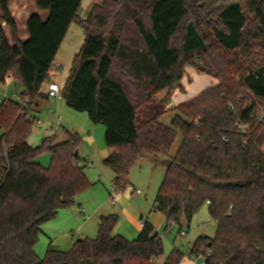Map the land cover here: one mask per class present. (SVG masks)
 Returning a JSON list of instances; mask_svg holds the SVG:
<instances>
[{
  "label": "trees",
  "instance_id": "trees-1",
  "mask_svg": "<svg viewBox=\"0 0 264 264\" xmlns=\"http://www.w3.org/2000/svg\"><path fill=\"white\" fill-rule=\"evenodd\" d=\"M83 1L35 0L48 17L32 14L23 41L11 0H0V81L11 74L22 85L19 100L0 103V264H183L177 249L159 262L164 243L147 220L136 239L115 234L116 214L101 216L95 238L68 251L50 246L43 258L36 253L42 225L90 185L78 133L28 143L34 111L49 98L42 88L73 24L85 40L63 100L105 126L113 151L103 163L118 190L130 186L142 160H172L153 210L166 215L168 228L207 205L217 224L214 237L196 238L191 257L264 264V0H103L86 16ZM187 66L218 83L167 110ZM168 111L169 126L161 122ZM45 151L49 168L37 163Z\"/></svg>",
  "mask_w": 264,
  "mask_h": 264
},
{
  "label": "rangeland",
  "instance_id": "rangeland-1",
  "mask_svg": "<svg viewBox=\"0 0 264 264\" xmlns=\"http://www.w3.org/2000/svg\"><path fill=\"white\" fill-rule=\"evenodd\" d=\"M21 1L27 2L31 0H12V6H14L13 8L16 12H19ZM34 7L37 13H44L43 17L44 19H47V12H41L35 5ZM86 15L87 11L84 8L83 16ZM19 28L18 32L20 33V36L25 38L27 35V24L20 22ZM6 32L7 34L9 33L8 29ZM8 36L11 41L10 34H8ZM185 75V85H191L195 81L197 82V76L210 77V75L200 72L197 67L194 66H187L183 77H185ZM181 84L182 87L176 88L175 90L182 91L188 97L198 93L193 94L194 92H187L182 81ZM195 85L200 84L196 83ZM2 90L3 87L0 86V92ZM21 90L22 85H16L15 81H13V83L8 87V93H17L18 100L20 99ZM175 90L167 98L168 101L166 102V105ZM160 96L162 95H159V98ZM44 103L45 104H43L42 107L44 115L38 117L44 120H54L56 116L60 115L63 121L62 124L65 127V129L58 130L57 138L56 136H53L54 143L65 141L67 138L66 131L76 132L81 136L82 143L79 147V155L86 165L85 172L90 185L76 197L74 205L67 208H61L54 219L42 225L40 235L42 234L47 238L48 245L44 248L40 257L43 258L46 255L50 239L53 240V246L62 251H68L73 247L79 238H95L98 234L99 215L101 213H106L107 211H113V208L126 206L132 211V213H134V215H136L139 223L141 222V213L144 218H148L149 221L156 227V230L163 238L165 250L164 256L170 254L172 250L177 249L184 254L183 264H199L193 257H191L188 250H190L194 241L200 235L214 237L216 234L217 224L210 217L208 206L205 205L190 222L184 220L182 225H175L173 227L166 228V215L161 211L153 210L156 195L166 175V167L158 165L157 168H154L151 165L152 161L150 159L142 160L132 169L130 173L132 186L136 189H140L143 192L142 195H132L130 198L124 197L122 201H118L117 205L113 204L110 196L113 193L110 186L111 183H114V173L103 163L104 158L108 156L111 150L106 146L104 141L105 126L93 123L86 112H79L71 109L67 106L63 99L56 100L51 98L50 101ZM173 114L174 113L172 111H168L161 118V122L168 126L171 125V118ZM88 135H91L93 140H85L84 137ZM45 137L46 135L44 134L43 129L38 130L32 126V132L28 141H30L32 146L37 147L42 143V140ZM181 141L182 137L179 134L173 147L172 154L177 151ZM88 162L93 164L92 167L87 165ZM37 163L45 168H49L51 164V154L48 151L43 152L38 158ZM118 228L127 231L129 236L128 238L126 236L125 237L129 240H133L138 237L139 232L134 230V232H130L132 230L130 220L125 216L118 218L116 232ZM46 230L51 231L50 234L47 233ZM181 230H184L186 235L182 236L180 233ZM40 238L41 237L39 236V239ZM37 245L35 248L36 252L41 244L37 243Z\"/></svg>",
  "mask_w": 264,
  "mask_h": 264
},
{
  "label": "crops",
  "instance_id": "crops-1",
  "mask_svg": "<svg viewBox=\"0 0 264 264\" xmlns=\"http://www.w3.org/2000/svg\"><path fill=\"white\" fill-rule=\"evenodd\" d=\"M103 0H84L83 1V4H82V8H83V11H84V8L85 10L87 11V13L89 12V10L91 9V7L94 5V4H100L102 3ZM34 5L37 7L36 5V2L35 0H31V1H21V4L19 6V12H16L15 9L13 8L14 6H12V0L10 2V8H11V12H12V15L14 16L16 22H17V26H18V30L20 29L19 28V25H20V22H23V23H26L28 24V20H29V17L34 14V13H37L35 11V7ZM38 9V8H37ZM41 11V10H40ZM83 11H82V15H83ZM41 12H46V11H41ZM48 13V12H47ZM39 14V13H37ZM41 16V18L43 20L44 17V13L43 14H39ZM4 29L7 30V26L4 24ZM19 37L21 40L23 41H26L29 37V34H28V30H27V35L25 38H22L20 36V33H19ZM84 40H85V34L83 32V30L77 26L76 24H73L64 41H63V44L60 48V51L58 53V55L56 56L55 58V61H54V64H53V67L50 71V77L49 79L47 80V82L44 84L42 90L44 93H46L47 89H48V84L49 82L51 81H54V82H58V83H61L63 86L65 85L66 81H67V78L69 76V73L71 71V68H72V65H73V60H74V57L79 53V51L81 50L82 46H83V43H84ZM10 78H11V84L13 83L12 81V76L11 74L8 75ZM198 79H197V82L195 81L193 84L191 85H188L186 84L185 85V78H186V75L185 77H183L182 79V83H183V86L185 88V90L187 92H194L193 94L197 93L196 95H193V96H186L185 93H183L182 91H179V90H175V92L172 94L171 96V99L169 100L168 104L166 105V108L167 109H172L176 106H178L179 104H182L186 101H189L190 99L196 97L197 95H199L202 91H204L206 88H209V87H212L214 85H216L218 83V80L214 77H208V76H197ZM208 77V78H207ZM200 84V85H195V84ZM199 86V87H198ZM4 91V88L3 90L0 92L2 93ZM51 98L49 97L47 99V101H50ZM47 101H43L40 103V105L38 106L37 110L34 111V116L36 117H40L41 115H44L43 114V104H45L44 102H47ZM53 110V109H52ZM38 117V118H39ZM45 120H49V119H45ZM60 129H65V127L63 126L62 128ZM59 130V129H58ZM58 130L55 132V134L53 136H56L57 138V132ZM45 134V133H44ZM51 136V137H53ZM46 138V137H45ZM85 140L88 139V140H93L92 136L91 135H88L86 137H84ZM43 141V140H42ZM28 143L31 145L30 141H28ZM32 146V145H31ZM34 147V146H33ZM113 150H110L108 156L112 153ZM80 154V153H79ZM80 156V155H79ZM106 156V157H108ZM105 157V158H106ZM104 158V159H105ZM151 165L152 167L154 168H157L158 165H161L160 163L159 164H155L153 162H151ZM167 168V167H166ZM115 177V175H114ZM137 190H140V189H136L134 188V186H132L131 184V181H130V186L126 189L125 192H122V193H117L115 195H110L111 196V199H112V203L117 205L118 204V201H122V199L124 197L126 198H130L132 195H142V191L140 194H138L136 191ZM125 193V194H124ZM157 196V195H156ZM155 204V203H154ZM154 207V206H153ZM155 211V210H154ZM111 212H115V213H111ZM112 214H116L118 216V218H120L121 216H125L127 217L129 220H130V226L132 228V230L130 231L131 233L136 231V232H140L141 229H142V226L140 225L136 215H134V213H132L131 210H129L128 207L124 206V207H116V208H113V211H107L106 213H101L99 215V219H98V225H99V222H100V218L101 216H104V215H112ZM139 215V213H138ZM140 217L141 219L144 218L143 215L140 213ZM149 223H151L149 221L148 218H145ZM152 224V223H151ZM153 225V224H152ZM153 227L155 228L156 230V227L153 225ZM165 227H166V224H165ZM130 228V229H131ZM134 230V231H133ZM157 231V230H156ZM47 233L50 234L51 231L49 230H46ZM158 232V231H157ZM46 233V234H47ZM115 234H119V235H122V236H126L128 238V233L126 230L124 229H120L118 228L117 232H116V228H115V231H114ZM159 233V232H158ZM130 234V233H129ZM48 235V234H47ZM139 235V234H138ZM40 239H39V242L41 244V246L39 245V248L37 249V254H39V257L41 256V253L44 251V248L48 245V240L47 238L44 236V235H40ZM125 237V238H126ZM85 238H88V237H84V238H79L78 240L80 239H85ZM130 238V237H129ZM77 240V241H78ZM53 243V240L50 239V244L48 246V248L50 246H53L52 245ZM38 246V245H37ZM55 247V246H53ZM36 248V247H35ZM57 248V247H56ZM58 249V248H57ZM36 250V249H35ZM48 250V249H47ZM60 250V249H59ZM62 251V250H61ZM167 256V255H166ZM166 256H163L160 261L161 263L165 260V257ZM159 261V262H160Z\"/></svg>",
  "mask_w": 264,
  "mask_h": 264
},
{
  "label": "built area",
  "instance_id": "built-area-1",
  "mask_svg": "<svg viewBox=\"0 0 264 264\" xmlns=\"http://www.w3.org/2000/svg\"><path fill=\"white\" fill-rule=\"evenodd\" d=\"M10 85H11V78L8 75L5 77L4 82L0 81V86H2L4 88V91L2 93H0V103L3 101L18 100L17 99V93H15V92H12L11 94L8 93V87ZM46 94L48 95V97L54 98L56 100L63 99V96H64L63 85L61 83L54 82V81L49 82ZM31 122H32V125L36 129H38V130L43 129L46 137L53 136L58 129L63 127V124H62L63 121H62V117L60 115L56 116V118L54 120H44L42 118H38L36 116H33L31 118ZM239 128L242 131H245L248 128V126L240 123ZM5 153H6V151H5ZM87 165L92 167L93 164L88 162ZM110 188H111V191L113 193L112 195H115L117 193H122L121 191L118 190L115 183H111ZM136 192L138 194H140L141 190H137ZM140 223H141V226H144L146 223V219L142 218ZM175 225L176 224L173 222L170 224V226L168 228L173 227ZM180 233L182 236L186 235V232L184 230H181ZM161 239L163 240L162 237H161ZM189 252H190V250H188V253ZM194 260L197 261L199 264H205L203 260H200V259H194Z\"/></svg>",
  "mask_w": 264,
  "mask_h": 264
},
{
  "label": "water",
  "instance_id": "water-1",
  "mask_svg": "<svg viewBox=\"0 0 264 264\" xmlns=\"http://www.w3.org/2000/svg\"><path fill=\"white\" fill-rule=\"evenodd\" d=\"M173 161L170 159H164L160 161V164L165 166V167H170L172 165Z\"/></svg>",
  "mask_w": 264,
  "mask_h": 264
}]
</instances>
